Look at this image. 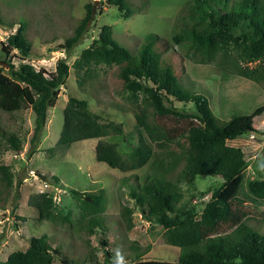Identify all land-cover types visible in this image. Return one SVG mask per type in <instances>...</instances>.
Wrapping results in <instances>:
<instances>
[{
  "label": "trees",
  "instance_id": "16d2710c",
  "mask_svg": "<svg viewBox=\"0 0 264 264\" xmlns=\"http://www.w3.org/2000/svg\"><path fill=\"white\" fill-rule=\"evenodd\" d=\"M106 3L118 7L124 18L133 10L130 0H106ZM86 7L84 17L64 39L62 46L67 52L81 39L92 17L90 4ZM178 18L181 26L177 30L166 38L147 33L135 53L113 39L110 25H103L98 36L71 65L64 58H58L50 72L43 67L36 69L25 61L31 55L32 43L26 36L25 23L12 22L10 27L16 25L15 31L1 42L0 50L5 55L17 50L19 62L14 64L5 59L3 66L0 65V111L11 113L29 107L34 115L30 138V143L34 144L70 68L74 70L78 87L90 95L99 84L102 67L114 66L123 97L129 102L135 120V147L121 153L115 142L103 137L124 135V124L103 121L88 108L86 98L68 95L54 148L65 150L78 140L98 138L94 148L96 160L123 172L141 168L155 156L149 172L140 177L138 190L131 191L130 195L143 217L162 227L164 242L180 249L176 261L143 259L148 247L142 250L138 245L124 255L118 251L117 255L129 260V264H264V233L248 222L245 212L233 207L235 200L241 202L240 191H247L252 201L264 202V155L259 162L263 178H246L249 155L241 145L229 143L244 134L258 132L255 122L264 116V103L250 113H234L227 120H220L213 113L207 95L194 89L191 83V87L186 85L167 55L170 51L179 52L182 57L198 63L211 64L221 71L264 83V0H187ZM0 24L3 23L0 21ZM159 41L162 42L160 48ZM188 103L193 105L192 111L183 108L182 105ZM165 115L190 119L181 139H171L155 122L154 117ZM0 137L4 142H0V155L2 147L15 153L21 150L22 141L15 132L0 129ZM172 143L178 151L170 149ZM31 152L32 149L28 154ZM179 166L182 168L174 173ZM204 174L220 176L222 181L219 186L202 191L210 195L200 212L185 204L178 205L183 196L180 184H192L196 175ZM52 178L58 181L55 175ZM0 182L7 193L13 184L9 165L0 163ZM19 184L20 181L17 187ZM71 192L80 198H92L91 203L82 199L78 205L80 218L76 228L94 234L95 227L103 225L96 213L104 215V203L100 206L90 193ZM98 192L100 197L104 195L103 190ZM53 196L52 191L29 196L28 204L37 212L36 220L49 223L60 220L70 225V213L58 208ZM132 211L127 206L121 210L127 230L133 225ZM222 224H230V229H221ZM55 239L46 234L32 235L25 249L11 251L0 264H52L56 255L66 258ZM100 244L104 246L105 256L102 262L94 260L93 264H120L110 259L112 251L107 248L108 240L103 238ZM83 253L90 258L88 251ZM70 259L78 264L84 260Z\"/></svg>",
  "mask_w": 264,
  "mask_h": 264
},
{
  "label": "rangeland",
  "instance_id": "374dc122",
  "mask_svg": "<svg viewBox=\"0 0 264 264\" xmlns=\"http://www.w3.org/2000/svg\"><path fill=\"white\" fill-rule=\"evenodd\" d=\"M186 1L130 0L133 10L129 17L124 18L118 7L107 4L106 0H0V21L3 23L0 24V46L7 35L15 31V22H24L28 34L26 36L32 43L31 55L25 61H29L36 69L43 67L50 72L54 70L58 58H64L71 65L80 52L98 36L101 27L107 24L112 27L113 39L130 53H135L140 40L147 33L166 38L171 31L181 26L178 16L182 14ZM88 4L91 9L93 6V12L86 31L67 52L62 46L64 39L72 34L78 20L84 17ZM12 22L16 25L10 27ZM239 33L240 30H237L236 34ZM161 44L159 41L158 48ZM167 55L172 59L182 81L189 86L191 83L194 89L207 95L213 113L220 120H227L234 113H250L254 107L264 103V83L221 71L211 64L198 63L182 57L179 52L170 51ZM18 57L15 49L8 55L0 50V65L3 66L2 61L5 59L18 64ZM98 82L96 90L90 92V95L89 92L84 93L76 83L74 70L70 68L54 106L48 108L45 125L34 144L30 143L34 115L29 107L11 113L0 111V129L15 132L22 141L18 153L2 147L0 155V163L9 165L13 177L12 187L7 193L3 191L5 189L0 182V260L13 250L25 249L32 235L42 234L53 236L56 238L55 243L63 248L65 260L56 255L52 264H78L70 258H84L80 264H93L94 260L102 262L105 254L100 241L103 238L108 240L107 248L113 253L110 259H115L120 264H129L130 261L120 258L118 251L122 255L137 245L142 250L148 247L143 259L177 260L180 249L164 242L162 227L147 221L130 195L131 191L138 190L140 177L149 172L155 156L143 167L123 172L96 160L94 148L98 138L78 140L65 150L54 148L62 127V109L68 95L86 98L88 108L99 114L103 121L112 120L124 124V135L103 137L115 142L121 153L135 147V120L129 102L123 97L117 69L114 66H103ZM182 106L187 111L194 109L191 103ZM154 119L173 140L181 139L182 133L190 124V119L171 115L156 116ZM255 123L257 133L244 134L229 142L241 145L246 155H249L246 178H263L259 162L264 155V116ZM173 144L170 149L178 151L176 146L173 148ZM31 149V154H28ZM181 168L177 167L174 173ZM18 181L20 184L17 187ZM221 181L220 176L204 174L196 175L192 184L181 183L183 196L178 205L193 207L199 213L210 195V192L202 194V191L219 186ZM72 190L92 194L100 206L104 203V215L96 213L103 225L95 227L94 234L89 235L76 228L80 218L78 205L85 196L80 198ZM100 190L104 192L102 197L99 196ZM42 191L54 192L57 207L70 213V225L60 220L56 223L36 220L37 212L28 204V199L32 193ZM238 198L241 202L235 200L233 207L245 212L248 222L264 233V202L252 201L247 191H240ZM91 200L90 197L87 201L91 203ZM124 206L133 209V225L129 230L125 228L121 217ZM17 217H23L24 220ZM221 229L229 230L230 224H222ZM85 239H88L87 244ZM84 251H88L90 258L84 257Z\"/></svg>",
  "mask_w": 264,
  "mask_h": 264
},
{
  "label": "water",
  "instance_id": "95a60500",
  "mask_svg": "<svg viewBox=\"0 0 264 264\" xmlns=\"http://www.w3.org/2000/svg\"><path fill=\"white\" fill-rule=\"evenodd\" d=\"M92 12H93V6H92ZM37 175L40 176L41 178H45V176L42 174L37 173ZM85 199L90 200V198H88V197H85Z\"/></svg>",
  "mask_w": 264,
  "mask_h": 264
},
{
  "label": "built area",
  "instance_id": "2783aa9c",
  "mask_svg": "<svg viewBox=\"0 0 264 264\" xmlns=\"http://www.w3.org/2000/svg\"><path fill=\"white\" fill-rule=\"evenodd\" d=\"M252 135V134H251ZM30 173H32V171H29Z\"/></svg>",
  "mask_w": 264,
  "mask_h": 264
}]
</instances>
